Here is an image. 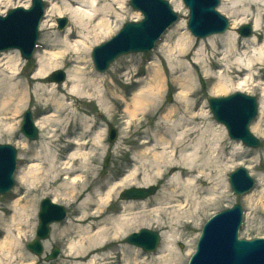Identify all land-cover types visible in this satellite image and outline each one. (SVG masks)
<instances>
[{"label":"bare ground","instance_id":"bare-ground-1","mask_svg":"<svg viewBox=\"0 0 264 264\" xmlns=\"http://www.w3.org/2000/svg\"><path fill=\"white\" fill-rule=\"evenodd\" d=\"M4 1L0 0V14H4L7 4L11 2ZM44 1L49 3L45 17L65 15L70 19V25L62 34L50 35L54 39L49 46H54L57 51H53L48 58H39V67L33 78L37 83L51 70L61 66L59 58L62 56L66 55L65 58H68L73 54L78 59H87L92 45L114 31L111 18H115L117 14L115 4L121 6L124 0H61L60 5L54 0ZM171 2L176 12L184 11L180 0ZM2 3L5 5L1 6ZM28 6L29 0L24 7ZM217 11L224 17L231 18V28L227 32L202 37L195 53L192 52L197 46L195 38L189 33L180 35L175 46L164 52L166 67L172 71V79L167 78L162 63L152 61V69L147 77L143 81H137L139 87L135 89L131 101H127L125 96L122 98L127 118L130 123L138 121L141 130L144 120L163 106L162 98L167 84L171 83L179 90L177 103L166 110L162 121L159 119L152 130L140 131L137 127L136 132L143 137V142L138 145L141 150L135 155L133 169L120 181L110 182L106 192H103L106 186L104 182L96 180L94 185H89L87 178L83 179L88 169L96 170L89 163L103 147V134L92 133L91 122L83 118L74 120V132L67 131L55 137L57 130L52 128L60 127L65 122L69 124L70 118H61L68 109L72 119L77 117L73 114V105L67 103L73 97L95 99L101 109H107L108 99L101 89L99 76L94 78L85 70L69 72L63 83L67 93L59 97L58 85L49 88L37 84L34 90L37 100L54 102L59 114L51 113L50 116L37 120L36 126L41 130L50 126L51 134L39 146V151L31 152L34 159L28 168L21 169L17 189L21 191L24 186L33 189L44 187L45 190L52 189L56 197L62 195L66 201L83 199L78 205V224L74 230L70 229L71 226L65 227L62 232L56 226L53 228L55 241L64 244L59 264H186L192 247L186 256H181L176 250V236H181L179 228L187 224L183 222L185 218L193 219L201 215L206 206L225 197V191L220 189L225 190L227 187L228 162L233 164V159L243 154L246 148L241 140L230 144L225 128L214 127L207 112L197 111L195 87L198 67L204 77L216 80L213 90L217 93L226 94L233 90L246 93L250 90L249 86L262 85L260 117L253 128L264 136L260 123L264 115V82L254 85L259 69L257 67L264 65V0H222ZM47 21L50 20L41 23V30L48 25ZM184 23H179V26ZM247 23L252 24L253 33L250 38H241L235 33L236 27ZM179 26L176 30H179ZM173 33L166 36L159 45L160 48ZM72 38L76 41L71 42ZM1 55L0 110L5 114L11 112L16 115L30 93L26 86L23 87L20 81H16L20 76L18 61L3 52ZM235 80L240 81L235 85ZM201 124H204V128ZM61 137L66 138V143L59 148L56 142ZM229 144L231 152L227 151ZM65 151L68 154L63 156ZM90 153L93 154L92 158ZM22 154H29L24 146ZM63 178H71L72 181ZM207 180L211 186L204 187L202 183H207ZM158 182L163 184L161 190L150 200L131 202L119 208L120 215H107L109 204L115 200L120 188L127 187L130 183L144 187ZM259 187L264 188V174L259 178ZM263 190L258 191V195H262ZM254 195L250 196V202ZM56 197L54 202H57ZM260 202L264 210L263 199ZM36 204V199L31 197L20 206L19 215L14 212L8 218L0 216V231L3 235L0 241V259L1 255L11 258L13 249L23 251L18 246L28 233L26 230L34 227ZM137 207L150 210L132 213ZM8 220L12 223L9 224ZM153 224L161 230L168 228L167 231H162V244L156 251L145 253L127 240L128 246L122 243V239L131 235L132 230ZM191 242H194V238ZM44 245L47 247L48 243ZM21 256L22 264H34L32 255V259H28L25 254Z\"/></svg>","mask_w":264,"mask_h":264},{"label":"rangeland","instance_id":"rangeland-1","mask_svg":"<svg viewBox=\"0 0 264 264\" xmlns=\"http://www.w3.org/2000/svg\"><path fill=\"white\" fill-rule=\"evenodd\" d=\"M11 1V2H10ZM9 4H7V9L5 10L4 14H6L10 9L21 6L24 7L27 0H10ZM33 0H29V7H31ZM44 1V0H43ZM172 8L174 9V6L172 4V0H167ZM182 2V0H180ZM46 2V1H44ZM52 2V1H51ZM57 5L61 4V0H54ZM4 3H8L7 0L4 1ZM2 3L1 6H4L5 4ZM222 3V0H221ZM220 3V4H221ZM46 10L44 12V17L41 21V23L44 20H50L47 21V26L45 29L41 30V23L39 26V37L37 40V46L33 52V55L30 59H25L21 55L20 50L18 49H6L4 51H0V58L1 53L5 55H9V57L14 58L18 61L19 65V74L20 76L17 78V82L20 81L21 85L23 87H27L30 95L27 97L24 104H22L20 112L16 115H13V113L8 112L4 113L3 110H0V144H8L16 148L17 150V169L15 171V186L11 191L4 195H0V216H5L6 218L13 215L14 212H17V215H19L18 210H21V205L24 203V201L28 200L29 198H35L36 199V207L35 212L33 215L34 218V227L33 229H27L28 233L26 236H23L22 243L20 246H18V249H22L23 251H15L12 250V257H5L1 255L0 264H22L21 261V254H25L28 259H32L30 256L32 255L34 257L35 264H59L60 260L62 259V253L64 250V244L58 241H55L53 236V228L56 226L58 227L59 232H62L65 230L64 228L67 226H71L70 229H73L77 226L78 223H76V219L79 217L78 215V205L82 203L83 199L77 200V199H71L69 201H66L65 198L60 195L59 197L55 195V193L52 191V189L45 190L44 187L33 189L29 186H24L21 191H19L17 188L19 187V176L21 174V169L26 167L28 168L31 164V161L34 159V156L31 152L39 151V146L46 141V138L49 137L51 134L49 132V129L51 127L49 126L48 129L41 130L36 126L37 120H39L42 117L50 116L51 113H58L57 108L54 106V102H46L44 100L38 101L35 95L34 90L37 88V84L40 85H46L49 86V88H52L53 86L58 85V92L57 97L60 95H64L67 93V90L64 89L63 83H55L51 80V75L55 72H63L65 73V79L68 77L69 72H73L76 70L90 72L94 78L97 76L100 82L101 89L103 90L104 94L106 95L108 99V103L106 105L107 109H101L100 106H98L95 99L89 98V99H80V98H74L71 100H67V103L72 104L73 114H76L77 117L71 118L72 114L70 113V110L68 109L65 111V113L62 115L63 118H70L69 124L67 122L63 123L62 126L58 127H52L53 129L57 130L55 133V137L61 136L62 134L66 133L67 131L74 132V125L75 121L78 119H86L89 120L91 123V127L93 126L92 133L94 134H103V147L97 152V155L95 158H92L93 154H89V156L92 158L90 160L89 166L96 167V170L94 171L91 169H88L86 173L83 175V179L87 178L89 185H94L96 180H100L106 184L103 192L107 191V187L111 185L110 182L112 181H120L123 179L127 173L132 171L133 167V160L135 158L136 153H139L141 148L138 146L143 142V137L138 134L136 131L140 127H138V121H131L127 117V113L125 110V102L122 99L124 96L127 99V101H131V96L133 95L135 89H138V80L143 81L144 78H146L148 72L150 69H152V61H157V63H162L164 67V71L167 75V78L169 80L172 79V71L169 69V67H166V61L164 57V52L166 50L171 49L175 46L177 43V40L180 35L184 33H189V35L193 36L195 38V42L197 43V46H195L194 50L192 51L195 53L196 47L199 46V43L201 42V38H197L189 31L187 27V20H188V9L186 8L185 4L182 2L184 11L181 13H178L179 19L172 25L167 32L162 36L160 41L156 43V46L145 52H133L121 55L118 57L113 63L110 64V66L103 72L98 71L93 63L92 60V50L95 46L100 45L108 40H110L113 36H115L122 28V26L129 22V21H139L142 19V14L138 12L137 9L131 7L130 0H124L123 4L120 6V4H115V10L117 12L115 18H111V21H113L112 26L114 28V31L112 34H110L107 38L101 39L94 43L92 45L91 50L89 51V56L87 59L82 60V58L78 59L75 55L71 54L68 58L66 55L59 58L60 61H62V64L59 68L51 70L44 79L41 80L40 83H37L34 81V75L39 67V58L40 57H50L52 55V52L57 51L54 50V46H49L52 44V40L54 37H50L51 34H62L63 31H65L69 25H70V19H68L67 16L57 17L56 15L46 16L47 7L49 6V3L46 2ZM26 8V7H25ZM4 10V9H2ZM175 10V9H174ZM0 14V15H4ZM66 18L67 23L65 27H63L62 30L59 29V23L58 20ZM229 20V27L228 30L231 28V18H227ZM185 22L183 26H179V23ZM245 24H241L238 27H236L235 33H237L238 36H241V38H250L253 31L250 29L249 36H242L239 33V29L243 27ZM179 30H176L178 28ZM245 26H249L252 28L251 23H247ZM227 30V31H228ZM226 31V32H227ZM170 32H174L170 38L165 42V44L160 48L159 45L163 43V40L168 36ZM204 38V37H203ZM76 39L72 38L71 42H75ZM58 48V47H57ZM192 59V57H190ZM216 60V59H215ZM5 61V60H4ZM2 61V62H4ZM88 61V63H86ZM6 65H4V68ZM259 68L257 70V77L254 85L258 84L257 82H264V65L258 66ZM218 70V69H215ZM241 78V77H240ZM240 80H235L236 83ZM143 83V82H142ZM141 83V85H142ZM216 83L215 79H208L202 75L201 69L198 67L196 72V87L197 95L196 100L198 103V112L205 111L208 113V117L210 118V121L213 123L214 127L220 128L223 126L221 123H218L214 116L212 115L207 97L208 96H215V97H222L225 95H229L231 93L236 92L235 90L230 91L226 94L217 93L213 90V87ZM261 87H253L249 86L250 90H247L246 94H249L251 96H254L260 100L261 96ZM115 93V94H113ZM217 95V96H216ZM179 97V90L171 85V83L167 84L164 95L162 98L163 106L160 107L152 116H149L148 118H144V126L141 127V130H147L151 129L156 125L159 119L162 121V115L166 113V110L170 108V106L177 103ZM1 99V98H0ZM45 99V97H44ZM48 107L47 109H45ZM202 109V110H201ZM29 110L31 112L32 119L34 121L35 126L38 129V138L35 140H29L22 132V122L24 121V114L25 112ZM201 110V111H200ZM59 114V113H58ZM142 116H139V118ZM260 113L258 112L257 118L252 122L250 126L251 132L260 140L261 145L257 148H245V152L243 154H239L235 157L234 163L228 162L229 171L226 176L227 180V187L225 190L220 189V191H225V197L219 198V200L210 206H206L205 210L202 211V214L199 216H195L193 219L185 218L183 222L187 223L185 226H181L179 229V233L181 236L177 235L175 240V248L180 253L181 256L188 255L189 248L192 247L190 250L193 253L195 251L198 239L200 237L202 228L204 224L215 214L230 208L234 204H241L244 207L245 210V217H244V224L240 228L239 231V237L243 239H255L264 237V210L261 205V199L264 201V193L261 195H258V191H262L264 188L259 187V178H261V174H264V136H262L260 133H258L256 130H254L253 126L254 123L259 119ZM67 120V119H66ZM261 128L264 129V115L261 117ZM94 121V124H93ZM109 125H112L117 130V137L116 140L111 142L109 141ZM204 128V124H201ZM138 127V129H137ZM224 127V126H223ZM64 128V129H62ZM225 128V127H224ZM226 130V128H225ZM70 132V133H71ZM139 132V131H138ZM227 132V131H226ZM228 137V142L231 144V142L236 141L232 138ZM66 138L61 137L56 144L59 148H61L66 143ZM24 143V144H23ZM26 144V146H25ZM230 144L228 145V152H231ZM23 146L27 149L29 152L28 155H23ZM67 151L63 153V156L67 155ZM230 157V156H229ZM24 162V163H22ZM232 164V165H231ZM239 167H245V169L248 172V175L253 177L256 181L255 187L253 190L249 193H246L241 196L235 195L233 193L232 188L229 183V175L232 171H235ZM254 168V169H253ZM67 181H72L71 178L65 179ZM109 181V183H108ZM207 183H202L204 187L211 186L210 181H205ZM59 182L56 183L58 185ZM40 185V184H39ZM162 182H158L157 184H152L150 186L156 187V193L153 195H149V197L143 199V200H128V199H122L121 192L127 188L132 187H143L138 186L137 184L130 183L127 187H122L118 191V193L115 196V200L112 201L109 204V211L107 215H120L121 213L118 212L120 207H125L131 202H146L147 200H150L156 194L161 190ZM150 186H144V187H150ZM43 188V189H42ZM264 191V190H263ZM253 196V199L251 202L249 201L250 196ZM56 197L57 204L62 205L65 210L67 211V219L64 221H61L59 223H53L51 225V231L49 236L43 240V245L47 242L48 246L45 247L41 255V257L35 256L27 249V243H29L32 239H34L37 227H38V211L39 206L41 203V200L43 198H50L54 200ZM261 199L259 200L258 198ZM205 198V197H204ZM18 201V202H17ZM17 207V208H16ZM17 209V210H16ZM149 209L150 208H142L137 207L136 209L132 210V213H139ZM93 212V211H92ZM91 212V213H92ZM193 221V222H192ZM9 224L12 222L8 220ZM142 228H147L149 230L158 232L161 238V242L158 246V248L162 244V231H167L168 228H158L156 224H153L151 226H140L130 232H138ZM30 230V231H29ZM25 235V234H23ZM127 237V236H126ZM125 238L122 239V243L125 245H129L126 243ZM194 238V242H191V239ZM3 239V235L0 231V241ZM47 240V241H46ZM54 247H57L60 249L59 256L51 261H46L45 257L50 255L52 253V250ZM139 248V247H137ZM157 248V249H158ZM142 250L141 248H139ZM156 249V250H157ZM108 250V249H105ZM155 250V251H156ZM109 251V250H108ZM143 251V250H142ZM110 252V251H109ZM145 252V251H143ZM154 252V251H153ZM146 253V252H145ZM191 255V254H190ZM190 255L187 256V262H189Z\"/></svg>","mask_w":264,"mask_h":264},{"label":"water","instance_id":"water-1","mask_svg":"<svg viewBox=\"0 0 264 264\" xmlns=\"http://www.w3.org/2000/svg\"><path fill=\"white\" fill-rule=\"evenodd\" d=\"M189 9L187 26L196 37H205L213 33L224 32L229 21L217 11L220 0H183ZM131 6L139 10L144 19L139 22H128L111 40L96 46L92 58L98 71H105L112 62L124 54L148 51L155 42L177 19L178 15L167 0H131ZM44 12L41 0H33L30 9L17 7L6 16L0 15V51L18 48L25 59L32 56L39 37V24ZM66 19H59L60 27ZM243 35H249L250 27L239 29ZM63 72L51 75L52 81L62 82ZM210 109L219 123L227 128L231 138L241 140L250 147H258L260 141L251 133L250 123L258 112L257 99L238 92L224 97H208ZM111 141L117 133L110 126ZM23 133L31 140L38 138L31 112L27 111L22 125ZM16 149L11 145L0 144V194L8 192L14 185L13 172L16 165ZM230 182L236 194L248 192L254 186V180L246 169L239 168L230 176ZM155 192V187L131 188L122 193L123 198L142 199ZM66 216L65 209L45 198L39 212V227L36 239L28 248L40 255L43 251L41 240L50 234V224L59 222ZM242 221V208L234 206L212 218L204 227L198 245V253L191 264H264V239L245 241L238 239V228ZM127 241L140 245L146 250H153L159 235L147 229L134 233ZM58 249L54 248L48 258H54Z\"/></svg>","mask_w":264,"mask_h":264}]
</instances>
